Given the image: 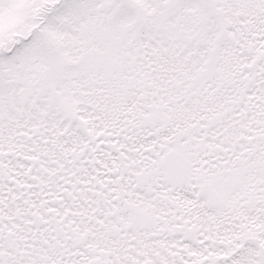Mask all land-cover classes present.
Instances as JSON below:
<instances>
[{
    "label": "snow or ice",
    "instance_id": "obj_1",
    "mask_svg": "<svg viewBox=\"0 0 264 264\" xmlns=\"http://www.w3.org/2000/svg\"><path fill=\"white\" fill-rule=\"evenodd\" d=\"M0 264H264V0H0Z\"/></svg>",
    "mask_w": 264,
    "mask_h": 264
}]
</instances>
